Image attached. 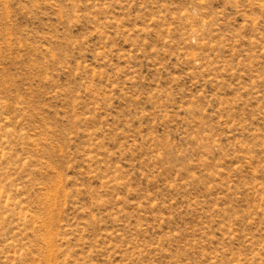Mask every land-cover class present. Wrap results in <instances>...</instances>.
<instances>
[{"label": "rangeland", "instance_id": "1", "mask_svg": "<svg viewBox=\"0 0 264 264\" xmlns=\"http://www.w3.org/2000/svg\"><path fill=\"white\" fill-rule=\"evenodd\" d=\"M0 264H264V0H0Z\"/></svg>", "mask_w": 264, "mask_h": 264}]
</instances>
